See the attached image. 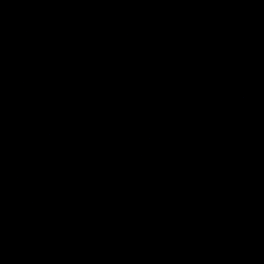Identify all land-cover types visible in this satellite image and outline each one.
<instances>
[{
	"label": "water",
	"instance_id": "95a60500",
	"mask_svg": "<svg viewBox=\"0 0 264 264\" xmlns=\"http://www.w3.org/2000/svg\"><path fill=\"white\" fill-rule=\"evenodd\" d=\"M18 3L0 264H264V0Z\"/></svg>",
	"mask_w": 264,
	"mask_h": 264
}]
</instances>
